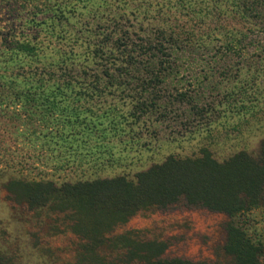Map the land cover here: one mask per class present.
Here are the masks:
<instances>
[{"label": "trees", "instance_id": "trees-1", "mask_svg": "<svg viewBox=\"0 0 264 264\" xmlns=\"http://www.w3.org/2000/svg\"><path fill=\"white\" fill-rule=\"evenodd\" d=\"M250 72L264 76V0H0V106L20 127L29 124L20 108L46 106L50 135L78 122L103 138L140 125L149 131L181 108L187 117L207 114L202 100L211 91H223L229 105L237 97L239 112L250 94L238 78ZM235 80L242 85L225 90ZM5 189L29 210L69 214L80 240L76 264H219L164 257V245L139 231L109 235L141 211L178 204L228 218L264 208V140L255 154L222 161L207 148L169 155L133 179L44 176ZM224 252L232 264H260L264 246L229 221ZM6 259L0 252V264Z\"/></svg>", "mask_w": 264, "mask_h": 264}, {"label": "rangeland", "instance_id": "rangeland-1", "mask_svg": "<svg viewBox=\"0 0 264 264\" xmlns=\"http://www.w3.org/2000/svg\"><path fill=\"white\" fill-rule=\"evenodd\" d=\"M238 80H246L244 86L250 94L239 112L241 101L237 97L229 105L223 91L218 96L211 91L202 100V104H210L207 114L187 117L181 108L175 121L150 127L149 131L140 125L122 135L108 132L104 138L80 122L64 125L58 133L52 129L50 135L53 117L46 106L25 107L26 111L20 108L19 113H26L29 119V124L20 127L14 111H2L0 106V252L7 257L2 264H76L80 242L70 231L67 212L50 206L29 210L16 203L5 189L10 180L46 176L74 181L119 175L133 179L137 172L161 163L169 155L193 157L202 148L209 149L218 161L240 150L255 154L264 140V76L250 72ZM238 80L225 84V90L241 86ZM91 120L87 117L85 121ZM152 128L157 129L156 134L150 133ZM19 135H29L32 143L20 140ZM58 156L61 159H56ZM229 221L251 242L264 246L262 206L233 218L183 204L166 210L151 209L116 225L109 236L139 231V239L164 245V257L232 264V258L224 252ZM260 264H264V254Z\"/></svg>", "mask_w": 264, "mask_h": 264}]
</instances>
